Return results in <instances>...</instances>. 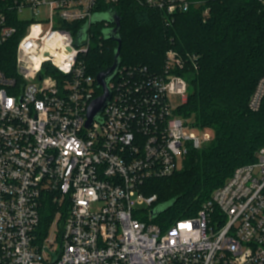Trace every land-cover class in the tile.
Wrapping results in <instances>:
<instances>
[{
  "label": "built area",
  "instance_id": "1",
  "mask_svg": "<svg viewBox=\"0 0 264 264\" xmlns=\"http://www.w3.org/2000/svg\"><path fill=\"white\" fill-rule=\"evenodd\" d=\"M121 1L0 0V48L18 32L10 11L20 19L26 9L35 16L48 10L19 38L14 71L0 68V264H264V147L196 215L168 226L158 220L163 214L152 218L158 195L146 194L148 183L173 176L191 150L212 142L192 133L205 129L170 101L185 103L190 90L175 49L158 72L121 65L109 104L88 126L90 105L102 94L86 61L93 37L81 43L64 24L91 23ZM137 1L164 13L166 24L194 4ZM263 100L264 75L250 110ZM47 206L54 218L41 235Z\"/></svg>",
  "mask_w": 264,
  "mask_h": 264
},
{
  "label": "trees",
  "instance_id": "2",
  "mask_svg": "<svg viewBox=\"0 0 264 264\" xmlns=\"http://www.w3.org/2000/svg\"><path fill=\"white\" fill-rule=\"evenodd\" d=\"M185 13L166 24L164 13L143 7L137 0H122L106 12L120 17L123 45L122 65H140L161 71L167 50L173 48L185 60L179 71L189 82L187 100L178 114L214 133L211 143L191 150L183 168L173 176L148 183L147 195H158V205L176 200L162 214L167 226L196 215L241 166L256 161L264 147V100L258 112L249 101L264 75V0H191ZM209 16L205 17V11ZM18 32L0 48V68L14 71L16 45L28 26L14 11L8 13ZM107 24V25H106ZM79 34L82 25L64 24ZM113 24L99 22L90 27L93 43L86 61L94 76L111 66L118 43L105 40L103 31ZM134 29L140 31L136 33ZM196 56L192 61L190 57ZM54 218V207L42 213L38 233L45 235Z\"/></svg>",
  "mask_w": 264,
  "mask_h": 264
},
{
  "label": "water",
  "instance_id": "3",
  "mask_svg": "<svg viewBox=\"0 0 264 264\" xmlns=\"http://www.w3.org/2000/svg\"><path fill=\"white\" fill-rule=\"evenodd\" d=\"M121 21L122 17H120L116 12H102L96 13L91 21V23H86L82 26L79 31L78 39L82 43L84 42L88 35L91 25L99 23V22H107L113 24V27H107L104 29L103 34L105 40H114L118 43L115 53H114V62L111 66L104 69L103 71L99 72L96 76L97 78V88L102 89V94L97 97L92 104L90 105L89 112H88V126H90L94 120L100 118L103 110L109 104L112 91L109 87L110 82L117 76L121 65V51L123 40L120 34L121 31ZM176 200H172L166 204L158 205L152 211V218L158 217L160 214L165 212L169 207H171Z\"/></svg>",
  "mask_w": 264,
  "mask_h": 264
},
{
  "label": "rangeland",
  "instance_id": "4",
  "mask_svg": "<svg viewBox=\"0 0 264 264\" xmlns=\"http://www.w3.org/2000/svg\"><path fill=\"white\" fill-rule=\"evenodd\" d=\"M48 10L46 8H42L40 10V15L39 16H35L30 10L26 9L22 12V14L20 15V20L21 21H24V22H30L32 21L33 19H37V20H44L45 17L47 16V12ZM107 25V24H106ZM134 31L138 34H140V31L134 29ZM94 33H95V30L94 31H90V37H94ZM178 52V51H177ZM179 53V52H178ZM181 55V54H180ZM182 56V55H181ZM170 101L173 103V106L176 108V109H179L182 105H183V100H182V97L181 96H170ZM189 119V123L193 124L194 123V119L193 118H188ZM192 133L196 134L197 136H202V135H205V134H208L212 137V140L214 138V133L213 131H211L210 129H205V130H201L199 128H194L192 130ZM183 164V161H180V165ZM184 166V164H183ZM183 168V167H182ZM181 170V169H180ZM179 170V171H180ZM101 204H97V205H93L92 207V210H98L101 208ZM140 208L142 209H147L149 208V206L147 204H145L144 206H140ZM167 217L165 215H162L160 217V219L158 220H162V221H167L166 219ZM155 222H158L157 220ZM170 225V224H169ZM55 237V233L54 231H51L49 233V238L52 239Z\"/></svg>",
  "mask_w": 264,
  "mask_h": 264
}]
</instances>
